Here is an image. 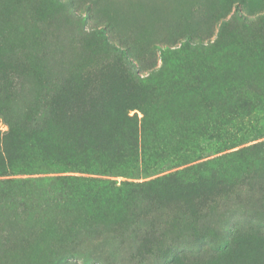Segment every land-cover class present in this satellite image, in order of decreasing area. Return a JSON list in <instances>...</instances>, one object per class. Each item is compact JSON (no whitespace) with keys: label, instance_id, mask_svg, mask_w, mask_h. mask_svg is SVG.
<instances>
[{"label":"trees","instance_id":"obj_1","mask_svg":"<svg viewBox=\"0 0 264 264\" xmlns=\"http://www.w3.org/2000/svg\"><path fill=\"white\" fill-rule=\"evenodd\" d=\"M49 1L45 5L51 10L73 11L70 1ZM108 27H94L93 36L118 56L100 65L97 76L56 75L41 37L31 39L34 49L27 58L9 67L0 46V122L6 126L0 129V221L16 229L0 232V250L30 223L24 231L38 227L48 240L45 250L66 259L116 254L157 264H264L262 235L240 238L249 251L235 262L230 257L232 247L237 253L231 243L235 221L225 218L223 230L214 233L202 225L206 203L217 207L215 189L238 184L248 194L255 186L252 197L260 201L257 212L264 220V184L250 178L264 176L263 125L239 136L226 127L202 129L185 142L173 141L177 136L161 127L149 129L148 107L155 101L137 94L140 82L158 72L151 70L146 78L126 73V62L134 59L115 47ZM190 43L188 36L182 45ZM156 47L164 63L171 53L177 58L182 53ZM242 87L228 102L231 118L254 114L256 123L259 116L264 120L260 88L254 83ZM129 110L135 111L129 115ZM232 157L238 161L227 160ZM166 207L170 221L159 219ZM21 216L25 219L19 223ZM23 242L28 243L22 237L15 246ZM209 252L216 256L207 257Z\"/></svg>","mask_w":264,"mask_h":264},{"label":"rangeland","instance_id":"obj_2","mask_svg":"<svg viewBox=\"0 0 264 264\" xmlns=\"http://www.w3.org/2000/svg\"><path fill=\"white\" fill-rule=\"evenodd\" d=\"M68 1L73 5L70 13L51 10L45 5L49 0H0L4 67L27 58L34 49L31 39L41 37L40 46L46 51L48 65L56 75L97 76L100 65L118 56L106 50L109 48L92 33L96 26L109 25L107 35L115 47L127 51L134 59L133 64L126 62V73L133 71L138 77L146 78L151 70L158 72L152 80L140 82L141 90L137 94L155 101L154 105L148 101V109L152 111V119L147 122L149 129L161 127L169 136H177L173 141L185 142L191 141L202 129L212 132L213 127H226L239 136L247 135L255 126L264 127L261 116L257 123L254 114L234 119L228 108L235 94H241L242 83L256 84L264 95V0H62ZM82 13L85 18H80ZM109 17L114 20L110 21ZM188 36L189 48L183 47L182 42ZM156 45L182 53L178 58L171 53L170 61L164 63ZM134 111L129 110V115ZM137 114L141 116L140 112ZM5 128L0 122V129ZM227 160L238 161L233 157ZM252 175L253 181L259 178L264 184V176ZM112 179L126 178L113 176ZM244 186L217 187V207L215 203H206L202 224L214 233L223 230L225 218L235 221L231 225V243L237 253L234 247L230 250L235 262L238 255L242 257L249 251L248 243L239 244L240 238L248 233L264 237V220L257 212L260 201L255 202L252 197L256 188L253 185L248 194ZM168 204L176 206L173 202ZM169 209H163L165 212L161 209L159 219L170 221ZM23 219L25 216L19 218V223ZM28 225L31 224L25 223L20 232L12 234L6 249L0 250V264H157L151 258L141 261L116 254L89 259L62 258L58 252L45 250L48 240L42 238L45 234L41 236L38 227L26 228L28 233L33 231L26 235L24 229ZM12 228L0 221V232L16 230ZM22 237L28 243L15 246ZM215 256L214 252L207 255Z\"/></svg>","mask_w":264,"mask_h":264}]
</instances>
